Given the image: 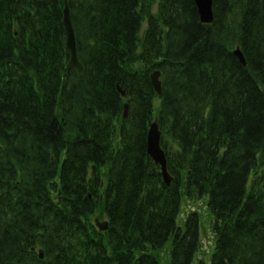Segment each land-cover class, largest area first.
<instances>
[{
    "label": "trees",
    "instance_id": "16d2710c",
    "mask_svg": "<svg viewBox=\"0 0 264 264\" xmlns=\"http://www.w3.org/2000/svg\"><path fill=\"white\" fill-rule=\"evenodd\" d=\"M65 2L82 77L66 69ZM212 13L205 25L193 0H0V264H192L199 219L177 226L183 196L207 197L210 264H264V0ZM154 120L170 187L146 153Z\"/></svg>",
    "mask_w": 264,
    "mask_h": 264
},
{
    "label": "water",
    "instance_id": "95a60500",
    "mask_svg": "<svg viewBox=\"0 0 264 264\" xmlns=\"http://www.w3.org/2000/svg\"><path fill=\"white\" fill-rule=\"evenodd\" d=\"M193 2L195 4L200 22L205 25H210L213 22V13H212L213 0H193ZM17 4L18 6H21L20 0H17ZM62 26L64 31L65 48L68 53L67 69L70 71H75L78 74V76L81 77L83 75V68L78 60L77 51H76L75 32L72 25L70 12L67 6H65L63 10ZM233 54L236 56L240 64L245 66V61L238 48L233 52ZM158 78H159V73L154 72L150 76V81L154 92L160 96L161 84ZM118 91L122 97L125 96V94L119 88ZM127 107H128L127 105L124 106V117H126ZM159 136L160 135L158 133L156 124L155 123L151 124L149 131L147 133L146 150H147V154L154 161V163L160 166L164 182L166 183V185H168L169 178L166 173V166H165L163 152L159 147ZM103 229H105V227Z\"/></svg>",
    "mask_w": 264,
    "mask_h": 264
},
{
    "label": "rangeland",
    "instance_id": "374dc122",
    "mask_svg": "<svg viewBox=\"0 0 264 264\" xmlns=\"http://www.w3.org/2000/svg\"><path fill=\"white\" fill-rule=\"evenodd\" d=\"M153 14H157L154 9ZM145 25V24H144ZM207 197L203 200L188 201L187 198L183 197L182 200V212L177 220V224L182 226L187 214L191 211H195L199 215L200 219V247L195 257L193 264H209L210 255L213 249L214 236L211 232L213 225V218L209 212L207 205ZM94 223L97 221L104 222L105 220L99 214L93 218ZM165 259V255L164 258Z\"/></svg>",
    "mask_w": 264,
    "mask_h": 264
}]
</instances>
